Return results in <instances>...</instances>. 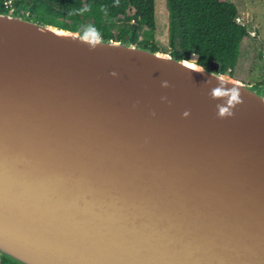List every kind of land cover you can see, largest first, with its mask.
I'll return each mask as SVG.
<instances>
[{
	"label": "water",
	"instance_id": "95a60500",
	"mask_svg": "<svg viewBox=\"0 0 264 264\" xmlns=\"http://www.w3.org/2000/svg\"><path fill=\"white\" fill-rule=\"evenodd\" d=\"M30 6L0 12V255L264 264V87L129 36L92 48ZM220 75L242 100L224 118Z\"/></svg>",
	"mask_w": 264,
	"mask_h": 264
},
{
	"label": "trees",
	"instance_id": "16d2710c",
	"mask_svg": "<svg viewBox=\"0 0 264 264\" xmlns=\"http://www.w3.org/2000/svg\"><path fill=\"white\" fill-rule=\"evenodd\" d=\"M0 0V12H8ZM29 1V18L83 35L85 26H94L102 39L120 41L126 36L132 43L160 51L155 42V0H13V6ZM169 10V39L172 55L179 59L198 56L197 64H220V73L237 66L241 43L249 36L247 25L237 21L239 9L229 0H166ZM83 7L89 12L73 10ZM104 9V10H102ZM121 21L123 24L118 25ZM145 37L140 38V30ZM116 31L118 34L116 35Z\"/></svg>",
	"mask_w": 264,
	"mask_h": 264
},
{
	"label": "rangeland",
	"instance_id": "374dc122",
	"mask_svg": "<svg viewBox=\"0 0 264 264\" xmlns=\"http://www.w3.org/2000/svg\"><path fill=\"white\" fill-rule=\"evenodd\" d=\"M239 9L237 21L247 25L249 36L241 43L237 66L225 73L233 79L240 80L261 91L264 87V0H229ZM156 30L155 42L160 52L172 54L169 39V10L166 0H155ZM17 7V6H15ZM30 12H28V16ZM31 16V15H30ZM121 21L118 25H122ZM146 28L140 30V38H144ZM118 34V31L115 33ZM190 61L197 63L198 56L191 55Z\"/></svg>",
	"mask_w": 264,
	"mask_h": 264
},
{
	"label": "clouds",
	"instance_id": "9594fccd",
	"mask_svg": "<svg viewBox=\"0 0 264 264\" xmlns=\"http://www.w3.org/2000/svg\"><path fill=\"white\" fill-rule=\"evenodd\" d=\"M73 11L77 12L78 14H84L86 12H89L90 8L83 7L80 9L73 10ZM83 36L92 48H94L98 43L102 42L101 34L92 25L85 26L83 30ZM184 63L186 67L189 69H195L196 71L201 72V73L204 72L202 67H197L195 64L190 63L188 61H185ZM111 74L116 75V73H111ZM214 79L217 81V86L211 88L209 95L214 100H222V101L224 100L225 97H227V101H228L227 103H222V104L217 105L218 116L220 118L231 116L233 115L232 109L235 108L236 105L242 102L239 89L236 87H232L230 89L227 88L226 78L223 75L215 77ZM211 83H212L211 79L206 81V84L210 85ZM162 86L168 87L169 85L167 81H164ZM162 99H167V98L162 97ZM183 115L188 116L189 112H185Z\"/></svg>",
	"mask_w": 264,
	"mask_h": 264
},
{
	"label": "flooded vegetation",
	"instance_id": "af4514ba",
	"mask_svg": "<svg viewBox=\"0 0 264 264\" xmlns=\"http://www.w3.org/2000/svg\"><path fill=\"white\" fill-rule=\"evenodd\" d=\"M15 8L16 9L20 8V6H17ZM0 264H18V263H16L13 260L8 259L7 257H4V256L0 255Z\"/></svg>",
	"mask_w": 264,
	"mask_h": 264
},
{
	"label": "built area",
	"instance_id": "2783aa9c",
	"mask_svg": "<svg viewBox=\"0 0 264 264\" xmlns=\"http://www.w3.org/2000/svg\"><path fill=\"white\" fill-rule=\"evenodd\" d=\"M5 6L9 8V11H14L16 8L13 6V0L5 1Z\"/></svg>",
	"mask_w": 264,
	"mask_h": 264
}]
</instances>
